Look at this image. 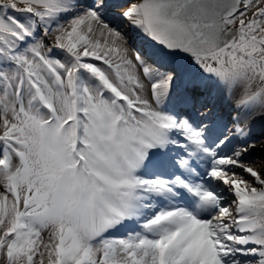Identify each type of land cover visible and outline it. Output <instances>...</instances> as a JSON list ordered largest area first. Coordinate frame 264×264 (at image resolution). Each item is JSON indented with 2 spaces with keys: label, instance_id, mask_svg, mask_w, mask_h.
Returning <instances> with one entry per match:
<instances>
[{
  "label": "snow or ice",
  "instance_id": "obj_1",
  "mask_svg": "<svg viewBox=\"0 0 264 264\" xmlns=\"http://www.w3.org/2000/svg\"><path fill=\"white\" fill-rule=\"evenodd\" d=\"M0 264H264V0H0Z\"/></svg>",
  "mask_w": 264,
  "mask_h": 264
},
{
  "label": "rangeland",
  "instance_id": "obj_2",
  "mask_svg": "<svg viewBox=\"0 0 264 264\" xmlns=\"http://www.w3.org/2000/svg\"><path fill=\"white\" fill-rule=\"evenodd\" d=\"M261 123H262V122H259V121H258V122H257V127H260V126H261Z\"/></svg>",
  "mask_w": 264,
  "mask_h": 264
},
{
  "label": "bare ground",
  "instance_id": "obj_3",
  "mask_svg": "<svg viewBox=\"0 0 264 264\" xmlns=\"http://www.w3.org/2000/svg\"><path fill=\"white\" fill-rule=\"evenodd\" d=\"M225 104H226V102H225Z\"/></svg>",
  "mask_w": 264,
  "mask_h": 264
}]
</instances>
